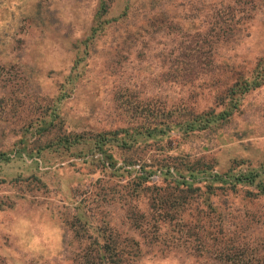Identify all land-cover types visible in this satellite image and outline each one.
Wrapping results in <instances>:
<instances>
[{"label": "rangeland", "instance_id": "1", "mask_svg": "<svg viewBox=\"0 0 264 264\" xmlns=\"http://www.w3.org/2000/svg\"><path fill=\"white\" fill-rule=\"evenodd\" d=\"M99 11L103 21L127 15L84 45ZM263 69L264 0H0V155L10 158L0 162V264H77L94 236L73 239L79 204L120 241L141 238L136 264H240L219 256L218 242L229 236L264 264V201L228 198L219 217L205 215L198 238L159 223L158 244L129 228L124 199L142 167L155 171L150 185L162 186L165 166L172 173L200 160L224 172L264 164V83L243 96L228 91ZM235 101L212 129L173 128L116 149V168L132 173L122 178L97 164L98 155L46 146L60 134L184 121Z\"/></svg>", "mask_w": 264, "mask_h": 264}, {"label": "trees", "instance_id": "2", "mask_svg": "<svg viewBox=\"0 0 264 264\" xmlns=\"http://www.w3.org/2000/svg\"><path fill=\"white\" fill-rule=\"evenodd\" d=\"M101 6L104 9L103 4ZM104 13V11H99L96 14L97 27L92 28L89 38L81 43L88 45L105 29L104 27L111 26L112 23L118 22L120 18L127 15L124 11L117 18L103 21L101 18ZM190 63L186 67L193 71L196 66L193 60ZM263 83L264 69L261 75H257L249 81L246 80L241 85L236 84L233 86L237 87L235 90L230 88L228 91L231 95L237 93L243 96L251 90L259 88ZM237 101L231 102L229 107L219 112L209 110L190 113L184 121H171L168 117L162 122L154 121L148 126L143 123L134 128H119L89 136L75 133L60 134L51 139L46 146L53 151H59L63 155L76 158H85L88 153L98 155L95 160L97 164H100L104 169H109L112 175H119L122 178L125 176V172L130 175L131 171H126L123 167L116 168L114 159L116 149H124L128 146L130 148L137 142L136 139L134 140L135 137L151 138L156 135H164L173 128L181 131L184 135L212 129L231 116L232 110L238 104ZM42 130L44 131L46 128ZM9 161L8 156L0 155V162L6 164ZM165 167V173L162 174V181L165 184L162 186L149 184V178L155 174V171L146 170L145 167H142L141 171L136 173L125 185L124 199L128 226L132 231L138 232L143 237L142 239H148L149 236L153 243L160 244V237H163L162 227L159 223L173 225L174 228H178L179 232L187 236L195 235L198 238L195 230H200L205 215L208 212H213L219 217L222 213L220 206L222 203H226L228 198L239 197L245 204H254L259 200L264 201V164L245 169L236 164L224 172H213L211 165L200 160L184 167H174L172 173L170 167ZM139 202L143 203V208H139ZM217 204L218 206H216ZM185 215L190 219L184 220ZM222 221L221 227L223 228L225 224ZM71 226L74 227L73 239L80 243L84 241V231L90 230L94 235L88 236L84 247L81 248L80 253L76 254L74 259L77 264H136L144 255L140 237L138 239L132 235L128 237L129 239L120 241L118 235L107 233V230L100 224L95 226L83 204H79L77 207ZM214 241H216L215 238ZM198 243H201L200 245L203 247L204 239H198ZM234 243L235 239L230 236L225 239V242L220 240L218 244L223 246L219 250V256L226 260H232V256H235L240 264L259 263L254 251L238 244L235 246ZM232 250L236 253L231 252Z\"/></svg>", "mask_w": 264, "mask_h": 264}]
</instances>
